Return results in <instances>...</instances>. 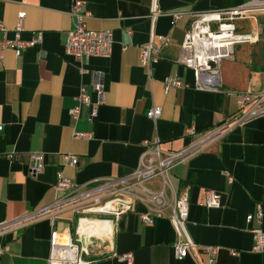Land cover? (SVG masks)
Wrapping results in <instances>:
<instances>
[{
    "label": "crops",
    "instance_id": "crops-1",
    "mask_svg": "<svg viewBox=\"0 0 264 264\" xmlns=\"http://www.w3.org/2000/svg\"><path fill=\"white\" fill-rule=\"evenodd\" d=\"M74 1L0 0V21L7 28L0 30V42L14 38L20 12L25 13L20 37H41L19 55L0 47V225L51 205L58 171L78 186L129 179L142 167L146 152L161 159L187 151L164 175L142 183L133 208L117 223L110 216L92 217L97 237L90 240L89 254H83L87 264H208L206 248L211 246L219 247L214 264H264V253L253 250L250 231L264 229V114L233 123L242 109L236 94L264 92V36L257 43L236 44L232 57L220 61L216 90L195 89L192 70L178 62L192 13L249 0H81L89 13L86 27L113 34L109 57L81 62L64 47L74 27ZM153 3L159 12L151 21ZM173 13L181 17L173 21ZM259 20L264 22V15ZM260 30L264 33L262 23ZM151 34L156 43L161 35L171 41L148 67L140 49ZM81 66L87 72L80 73ZM98 74L104 86L101 99L93 90ZM167 79L186 85L165 90ZM81 86L95 114L82 105L74 118L69 110L77 105ZM152 105L162 109L156 120L146 116ZM74 130L89 136L74 137ZM32 153L43 157L35 175L29 172ZM66 154L75 155L77 163L68 164ZM161 191L169 201L187 197L183 235L167 215L152 223L143 220L153 208L147 194ZM208 191L218 194L220 207L205 205ZM257 211L262 212L260 222L255 217L247 221ZM76 223L77 214L64 211L0 233V264H47L51 231L56 228L65 241L74 235ZM184 238L196 250L177 259L173 244ZM114 252H131L133 260L120 261Z\"/></svg>",
    "mask_w": 264,
    "mask_h": 264
},
{
    "label": "built area",
    "instance_id": "built-area-1",
    "mask_svg": "<svg viewBox=\"0 0 264 264\" xmlns=\"http://www.w3.org/2000/svg\"><path fill=\"white\" fill-rule=\"evenodd\" d=\"M158 8L155 3L151 7V21H154ZM71 14L74 18V27L69 30L65 43V51L72 55L79 62L85 57H109L113 47V34L110 30H94L86 27L84 20L89 17V13L83 9V1L75 0L72 4ZM264 15V0H249L238 6L219 7L204 12L192 13L189 27L181 43L178 62L192 70L194 75L193 87L197 90H216L220 85L218 65L222 59L231 58L233 48L240 43H254L258 40L257 17ZM24 12L18 15V23L13 29L14 38L4 39L0 42V47H11L15 55H19L27 46L38 43L40 34L34 40H23L20 37ZM173 21L181 17V13H173ZM250 21V31H238L237 21ZM0 30L7 31L5 25L0 21ZM171 39L167 35H161L156 43L151 34L147 43L140 49V60L143 65L150 66L159 59L160 48L168 45ZM80 73L87 70L81 66ZM170 85L184 86L179 79H167L165 90ZM93 90L98 94L99 99L104 93V86L101 76L98 74L93 82ZM236 98L242 109L240 113L233 117L234 124H241L248 119L264 114V92H242L237 93ZM77 105L69 110L72 117L78 118L82 105L91 107V115L95 114V108L88 92L81 86L77 96ZM250 104L248 108L246 105ZM161 107L152 105L146 111V116L156 120L161 115ZM1 128V127H0ZM189 134L194 130L187 129ZM74 137H87L88 133L82 131L73 132ZM187 152V151H186ZM183 153L168 155L164 158L154 159L146 152L142 157V167L139 168L131 178L122 180H103L89 185L78 186L69 178L63 176L58 171L55 184L57 196L51 205L43 207L36 212L20 217L12 222L0 225V233L6 230H15L32 220L51 215L53 218L64 211H71L77 214V223L74 235H68L65 241L60 239L59 231L54 228L50 235V254L47 264H87L88 260L83 254H89V243L92 238H96L94 228V215L113 217L117 223L120 216L133 208L134 199L142 192L136 186L146 179L155 175H164L167 170L177 161L184 157ZM31 162L29 172L35 175L42 170L43 157L40 153L30 155ZM66 162L70 165L77 163L75 155L66 154ZM229 179L231 177L229 176ZM136 192H138L136 194ZM147 193H150L147 191ZM146 193V194H147ZM145 194V196H146ZM147 199L153 204L152 211L142 215L147 223H152L154 217L167 215L173 226L180 235H183V228L188 217V199L185 195H179L173 201L166 200L163 191L156 195L148 196ZM205 205L208 207H220L218 194L214 191L206 193ZM260 222L262 212L257 211L255 215H247V221L253 218ZM253 239V250L264 253V229L251 228ZM219 247H207L208 264H214ZM174 255L177 259H182L188 254H194L196 246L189 239H179L173 244ZM3 247L0 245V256ZM120 261L131 263L133 255L131 252L117 254L113 253Z\"/></svg>",
    "mask_w": 264,
    "mask_h": 264
},
{
    "label": "rangeland",
    "instance_id": "rangeland-1",
    "mask_svg": "<svg viewBox=\"0 0 264 264\" xmlns=\"http://www.w3.org/2000/svg\"><path fill=\"white\" fill-rule=\"evenodd\" d=\"M257 21H258V26H259V28H258V32H259V34H258V40L256 41V43L261 39V37L262 36H264V33H262L261 32V30H260V25H261V23L262 24H264V22H262L261 20H259V17H257ZM239 24H241V23H239V22H236V25L238 26V31H250V29H251V23L250 22H244V21H242V24H244L243 26H239ZM257 26V27H258ZM243 27V30H240L241 28ZM260 30V31H259ZM157 178H159V177H157ZM160 179V178H159ZM143 183V182H142ZM142 183L141 184H138L136 187L138 188V189H140V190H142L143 189V186H142ZM138 192H136V194H137Z\"/></svg>",
    "mask_w": 264,
    "mask_h": 264
},
{
    "label": "bare ground",
    "instance_id": "bare-ground-1",
    "mask_svg": "<svg viewBox=\"0 0 264 264\" xmlns=\"http://www.w3.org/2000/svg\"><path fill=\"white\" fill-rule=\"evenodd\" d=\"M95 223V222H94ZM98 229V228H97Z\"/></svg>",
    "mask_w": 264,
    "mask_h": 264
}]
</instances>
